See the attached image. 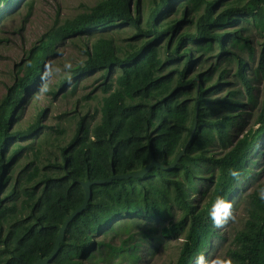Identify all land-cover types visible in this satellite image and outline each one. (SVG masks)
Segmentation results:
<instances>
[{"label":"trees","instance_id":"16d2710c","mask_svg":"<svg viewBox=\"0 0 264 264\" xmlns=\"http://www.w3.org/2000/svg\"><path fill=\"white\" fill-rule=\"evenodd\" d=\"M176 1L149 0L140 21L138 0H97L88 9L50 27L29 48L24 63L17 67V73L20 70L21 74L16 73L0 97V264H31L50 252L58 225L82 201L80 181L139 170L151 159L157 165H149L139 176L90 184L85 207L66 225L49 263L117 264L116 261L123 263L124 258V263L133 264L139 255V244L129 239L130 228L137 225V220L121 225L127 234L118 244L95 240L93 233L109 226L122 213L143 212L162 217L171 203L181 209V217L162 225L159 233L168 234L183 220L187 221L174 264H191L203 251L214 233L209 212L216 197L229 201L237 188V179L229 175V169L240 175L248 173V151L264 132V88L253 120L256 125L252 123L241 131L243 124L236 120L240 119L239 113L222 111L213 116L214 103L238 105L233 89L218 98L208 95L221 79L224 68L219 70L217 80L208 84L205 83L209 74L204 71L187 73L198 55L207 54L215 43L216 56L227 59L226 54H230L236 60V74L245 85L247 99L251 100L244 60L233 49L246 47L251 51L252 47L248 37L241 34V28L223 25L235 22L238 17L250 16L255 20L261 40L253 71L255 75L262 73L264 0H183L176 4H181L179 15L167 18ZM0 3L9 4L10 0ZM201 4V11L194 18L186 17ZM217 5H221L218 10ZM186 20L193 28L179 30ZM116 23L132 24L133 35L144 37L122 49L110 37L97 36L84 48L82 61L74 64L59 83L62 86L96 68L103 69L104 81L108 69L118 66L112 89L109 81L102 82V90L108 92L101 98L99 120L88 127L80 116L70 138L58 146V156L42 163L41 168L34 163L21 177L17 174L15 181L23 185L15 182L1 192L11 178V173L5 171L22 148L13 139L31 135L43 125L39 120L43 108L22 128L10 123L18 115L24 92L41 77L46 55L54 51L61 38ZM160 39L163 41L159 47ZM219 62L216 60L214 64ZM193 85L196 89L190 93ZM233 124L238 126L236 138L228 140L229 146L224 145L223 151H212L215 137L226 141ZM46 127L60 131L52 124ZM203 165L209 168L212 186L198 205L191 199L190 190L195 189L194 180L202 173ZM16 188H21L20 208L12 200L3 203L6 198L12 199ZM246 210L243 225L233 235L235 244L227 248L225 257H230L234 264H264V201L259 199L258 189L249 192ZM2 219L6 220L4 230ZM147 234L144 231L141 237Z\"/></svg>","mask_w":264,"mask_h":264},{"label":"rangeland","instance_id":"374dc122","mask_svg":"<svg viewBox=\"0 0 264 264\" xmlns=\"http://www.w3.org/2000/svg\"><path fill=\"white\" fill-rule=\"evenodd\" d=\"M97 0H10L9 4L0 3V97L5 93L6 88L13 82L17 74L19 63H24L25 54L29 48L43 36V33L53 25L60 22L63 18L72 16L76 12L86 10ZM176 1L168 11L167 18L178 16L180 5ZM139 2V20L143 21L147 11L149 0H138ZM202 4L188 15L187 18L194 16L201 11ZM221 5L216 6V10ZM264 16V10H263ZM224 28H241L243 36H247L252 47L248 51L246 47L233 49L244 60V73L251 85L250 92L252 99L248 100L245 95V85L241 78L236 74V60L230 54L227 59L222 56H216L218 47L214 43L207 54L198 55V59L192 65L190 75L195 70L204 71L209 74V79L205 84L215 82L219 70L224 68L222 77L219 82L208 91L211 98H218L226 94L228 90H235L234 96L237 98L238 105L229 103H214L213 116H218L222 111H231L239 113V125L242 123L241 131L248 128L250 124L256 125L253 121L259 109V102L264 88V71L255 75L253 68L257 63L259 42L261 32L259 25L250 17H238L233 23H226ZM183 28L192 29V24L188 20L180 24L179 30ZM134 25L130 23H116L105 27L90 29L85 32L72 34L59 39L55 43V49L46 55L42 67V74L46 63H51L63 69V65L71 62L72 65L81 62L85 57L84 48L89 47L90 43L99 35L108 36L112 42L123 49L128 43H138L144 36H134ZM163 39L159 41L161 46ZM231 49V47H229ZM160 49V48H159ZM160 49V54H161ZM220 60L219 64L214 61ZM120 68L112 66L108 69L104 81L111 83L110 89L114 86V76ZM166 68L163 69L165 71ZM17 73V74H16ZM67 70L59 74H54L49 81V91L39 95L38 90L42 86L41 77L33 83L28 90L24 92V98L17 108L18 115L10 125L20 128L26 126L35 119L37 111L43 108L39 120L43 124L33 134L24 137H15L13 141L22 145L20 152L14 157L5 174L11 173V178L2 186L1 192L7 190L15 182L23 185L24 183L15 181L17 174L20 175L31 168L35 163L41 168L42 163L58 156V146L65 143L72 135L76 120L82 116L85 124L91 127L93 123L99 120V105L101 98L107 92L102 90L104 82L102 79V68H96L79 76L74 81L59 85L60 81L68 74ZM42 76V75H41ZM190 93L196 89V85L191 86ZM47 124L60 129L54 130L47 128ZM237 125L233 124L228 129L227 140L221 142L215 137L210 149L214 152L223 151L224 145L228 147V140H234L237 136ZM247 165L249 171L240 175L237 179V188L230 195L229 202L233 205V212L236 215V221L230 222L223 229H218L214 225V233L210 236L204 245L203 251L197 254L191 264H195L196 257L204 255L206 259H211L216 255L226 256L227 248L233 246L234 232L243 225L247 215V203L249 192L253 189H259L264 184V132L259 135L248 151ZM212 168V166H211ZM209 168L203 165V171L200 176L196 177L195 189L190 190L191 199L200 204L206 197L212 186V179L208 178ZM214 169L212 168V171ZM213 175V173H212ZM16 194L12 199H4L3 203L8 204L13 201L17 208L21 206L22 194L21 188H16ZM21 214V213H20ZM182 211L177 204H170L169 209L164 211L162 217H154L143 212L122 213L111 221L109 226L103 227L100 231L93 233L95 240L107 241L111 244H118L120 239L127 232L122 228V224L129 222L131 219L137 220L136 226H131V238L138 243V258L133 264H174L183 232L186 229L187 221L183 220L181 225L169 232L160 234L159 230L162 225L168 221L177 220L181 217ZM20 217L19 212L16 213ZM2 230L6 225V220L2 219ZM148 231L147 235L142 234ZM104 246V245H102ZM105 247V246H104ZM106 249V247L104 248ZM120 257V255H119ZM121 258V257H120ZM117 264H126L116 261ZM127 263H130L129 261ZM112 264V262H108Z\"/></svg>","mask_w":264,"mask_h":264},{"label":"clouds","instance_id":"9594fccd","mask_svg":"<svg viewBox=\"0 0 264 264\" xmlns=\"http://www.w3.org/2000/svg\"><path fill=\"white\" fill-rule=\"evenodd\" d=\"M73 68L71 62H67L63 65V69L58 66H54L51 63H46L44 66V72L41 76L42 86L38 90V94L42 95L49 91V81L54 74H59L64 70L70 72ZM229 175L233 178L239 179L240 173L235 169H229ZM258 197L264 201V187L258 189ZM209 216L213 222V225L218 229H223L230 222L236 221V215L233 212V205L231 202L226 201L223 197H216L213 203ZM195 264H234L230 257H223L216 255L211 259H206L204 255L196 257Z\"/></svg>","mask_w":264,"mask_h":264},{"label":"water","instance_id":"95a60500","mask_svg":"<svg viewBox=\"0 0 264 264\" xmlns=\"http://www.w3.org/2000/svg\"><path fill=\"white\" fill-rule=\"evenodd\" d=\"M151 164L157 165V162L154 159H151L144 166H142V168H140L139 170H135V171H132L129 173H112L109 176L104 177V178L85 179V180L80 181V184H81L82 189H83L82 201L74 209H72L70 212H68L66 214V216L64 217V219L62 220V222L58 225L57 232H56V235L54 237L52 248H51L50 252L45 256H42V257L35 259L31 264H50L49 261L56 254V252L58 250V246H59V243H60L62 236L64 234V229H65L66 225L68 224V222L72 219V217L75 214L80 212L85 207V205L88 201V198L90 196V184L102 183L104 181H109L110 179H113V178H120V177H124V176H128V175L139 176ZM171 164L172 163H170L167 167H169Z\"/></svg>","mask_w":264,"mask_h":264}]
</instances>
